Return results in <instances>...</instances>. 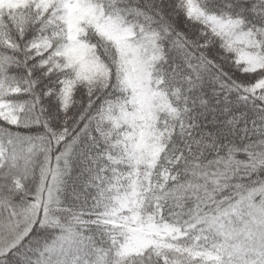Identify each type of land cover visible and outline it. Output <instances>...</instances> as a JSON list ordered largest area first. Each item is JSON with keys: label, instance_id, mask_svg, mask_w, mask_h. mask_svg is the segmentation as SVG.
<instances>
[{"label": "snow or ice", "instance_id": "1", "mask_svg": "<svg viewBox=\"0 0 264 264\" xmlns=\"http://www.w3.org/2000/svg\"><path fill=\"white\" fill-rule=\"evenodd\" d=\"M0 264H264V0H0Z\"/></svg>", "mask_w": 264, "mask_h": 264}]
</instances>
